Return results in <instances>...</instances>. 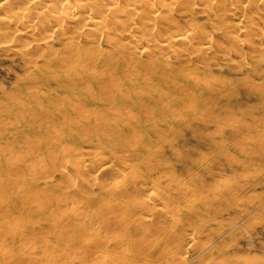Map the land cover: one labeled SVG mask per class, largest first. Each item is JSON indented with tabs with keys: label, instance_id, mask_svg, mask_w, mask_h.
Listing matches in <instances>:
<instances>
[{
	"label": "rangeland",
	"instance_id": "374dc122",
	"mask_svg": "<svg viewBox=\"0 0 264 264\" xmlns=\"http://www.w3.org/2000/svg\"><path fill=\"white\" fill-rule=\"evenodd\" d=\"M259 5L257 23L264 29V0H260ZM194 17L199 21L196 22ZM212 17V14L193 15L188 10L177 11L175 16L177 26L185 29L196 22L200 26L195 30L197 32L201 29L202 32L207 30L203 34L208 32L206 35H211V38L198 32L193 42H190V45L194 43L195 47L194 49L190 46L194 49L191 51L196 52L189 54L185 51L187 44L186 46L178 44L175 45L177 53L170 51L169 57L161 56L159 47H153L151 51L141 50L142 52L138 49L135 52L132 49L136 54L134 58H138V67L129 68L124 64L119 67L118 74L121 80L118 79V83L121 91L116 92L101 82L100 80L104 79L100 78L94 86L100 87L102 93L96 87L95 93L91 94L88 89L92 86H75L72 74H69L71 77L68 75L65 78V66L62 63L58 60L52 61L51 57H49L51 61L48 60L47 52L51 54L53 52L50 50L55 52L64 50L62 41L70 34L69 32L56 37L45 49L43 44L46 36L45 39L39 38L28 44V47H33L29 55L27 54L30 59L35 58L34 54L40 52L34 62L31 61L34 58L29 60L25 56L24 59V55L17 52L18 48H13L12 51L3 49L4 46L0 43V160L8 157L12 163L8 167L14 168L12 169L14 172L21 163L19 171L22 169L27 174L39 172L45 164L53 166L54 171L52 170L49 177L39 178L33 187L25 184L20 197L25 196L28 199L36 196L34 201L29 199L33 210L38 203L40 206L44 203L42 206L49 205L50 210L56 207L58 215L55 225L47 222L45 209L40 207L36 213L28 208L29 211L18 213L19 216L9 217L4 210L6 200L14 198L16 194L7 191L9 180L0 175V187L3 186L0 188V194L2 193L0 233L6 230L5 235L17 237L20 231L18 224L25 222L28 224L27 230L36 231L32 236H27L24 241H18L12 246L17 257L9 256L7 250L10 245L0 234V264H70L80 256L75 252L92 246L97 231L106 222L112 224L111 230L108 231L109 237L113 240L110 246L120 251L117 249L121 247L120 245L122 248L127 245L124 253L131 255L137 254L138 247L144 246L145 242L151 243L156 237L159 241V248L156 250L164 252V262L175 257H179L177 260L188 257L189 260L193 259L189 264H264V46L260 48L262 45L259 41L262 33L264 35V30L258 31L261 34L258 36L257 33L258 37L245 36V32L240 29L234 33L233 30L229 31L232 28L218 30L219 27L211 26ZM229 19L232 18L227 17L228 23L229 21L236 23ZM165 34L162 32L161 37H166ZM199 37L202 39L198 40ZM205 37L211 42V49L202 50V43L207 42ZM197 42H200L198 43L200 47ZM89 47L87 45L88 52L91 50ZM34 49H37V53ZM141 92L154 93L151 97H136L134 99L136 102L132 105L126 106V102L120 101L124 96ZM89 94L95 97L92 99L93 102L90 104L88 102L86 110L69 105L73 104L76 97H85ZM59 97L63 100L61 101ZM46 100H50V104ZM168 101H171V107L168 108L172 111L170 114L165 113L163 109L165 105L169 106ZM62 102L69 103H65L68 109H65V106L64 109H59ZM154 108H160L162 117L166 115L164 121L158 122L157 125L151 122V118L156 116ZM92 109L94 118H97L98 113L100 115V111L103 112L100 115H103L100 120L103 127L98 132L86 130L85 133L80 129L77 136L72 134L69 130H78L79 125L89 116L87 112H91ZM146 110L153 113V117ZM64 111L68 127L65 125L62 136L56 138L58 141H52L54 144H50V141L44 143L41 139L40 142L45 145L34 147V144L39 145L34 139L36 136L40 137L44 125L58 118ZM130 114H137L136 118ZM74 118H77L76 122ZM79 121L81 122L76 124ZM139 121L144 130L137 127ZM132 123L136 126L133 128L135 132H129L123 141H132L133 145L129 144L128 147L135 146L137 152L129 156L128 151L117 147L122 148L119 136L123 131L129 130L124 125ZM69 124L73 128H70ZM101 130L107 132L110 143L101 136ZM110 145L114 146L111 147L113 150L109 148ZM60 148H63V151ZM64 149L66 157L61 154ZM56 150L60 154H57ZM27 152L28 155L30 153L32 155L28 156ZM97 153L108 158L111 168L101 170L102 168L95 163L94 168H91L92 159ZM21 154L22 156L26 154L25 158H22ZM77 157L80 161L82 158V161L85 160L83 161L85 168L90 169L87 170V175L91 176L90 173L92 177L100 175L104 186H107L105 184L109 182L111 173L125 165L127 172L124 173L128 174V180L141 181L143 188L139 191L142 194L139 192L135 194L137 191H132L123 198L119 192L114 191V195H107L105 191H99L92 183L95 178L87 175L77 177V174L79 176ZM28 161L32 165H29ZM72 162L76 163L77 168ZM58 168H65L64 176L55 170ZM67 170L70 171L72 178L69 175L65 176V173L68 174ZM219 179H225L226 182L218 183ZM45 181L49 182L43 184ZM85 182L86 185L90 182V187L89 185L87 187L93 188L94 194L88 195L86 191L83 193L75 189V186L86 187ZM144 201H147L149 206L145 205ZM126 204L127 207L124 206ZM120 205L123 209L119 207ZM148 209L149 216L153 214V217H147ZM109 213L113 216L111 217ZM142 213H145L144 216L140 215ZM84 215H87L86 219ZM139 217L148 219L152 234L138 233L135 226L138 219L140 220ZM120 218L132 222L129 233L119 231L115 226L116 220L121 221ZM188 233L192 234L193 238L184 241L180 235ZM85 235L87 236L84 237ZM176 250H180V253H176ZM149 251L152 256L157 254V251L151 248ZM102 254L103 256L106 254L105 258L109 259V254L118 255V252ZM177 260L175 258V264H187V260Z\"/></svg>",
	"mask_w": 264,
	"mask_h": 264
},
{
	"label": "bare ground",
	"instance_id": "6f19581e",
	"mask_svg": "<svg viewBox=\"0 0 264 264\" xmlns=\"http://www.w3.org/2000/svg\"><path fill=\"white\" fill-rule=\"evenodd\" d=\"M259 2H260V0L259 1L258 0H0V43L3 44L2 45V46H4V47H2L3 49L11 50L13 48L14 49L18 48L17 52H20L19 54L24 55L23 58L25 59V56H27V54L30 53V51H32L31 49L33 47L32 46L28 47V44L32 43V41L38 40L39 38L45 39L44 37L46 36V39H45L46 41L43 44L44 49H45L46 47H48V44L52 40L56 39V37L62 36L64 33L67 34V32H69L70 34L68 33L69 35L67 37H65L64 40L62 41V45L64 46L63 51L55 52L54 50H50L51 52L53 51L52 54L50 52H47L49 55L46 53H44V55L45 54L47 55V58L49 61H51V59H52V61L58 60L60 63H62L65 66V71H64L66 73L65 78H67L69 74H72L74 77L73 82H74L75 86H78V87L92 86V87H90V89H88V91L91 92V94H92V93H95V90L97 87L96 85L94 86V83L96 81H99L100 78H103L104 81L103 80H100V81L103 83H106L108 88L113 89L114 92H116V91L121 89L120 85L118 83V79L121 80L119 78V74H118L119 67L122 64H124L125 66L127 65L129 68L130 67L131 68H137L138 67V58H136V59L134 58L136 54L133 53L134 51H132V49H134L135 52L137 49L140 50V52H142L145 50L151 51V49L153 47H159L160 52H161V56L169 57L168 55H169L170 51L177 53L178 50L175 48V45L187 44L188 46L185 48V51H187V53L190 54V53L196 52V51H191V49H193L191 47L192 46L194 47V45H193L194 43L192 45H190V44L193 42L195 34H198V32L199 33L202 32L201 31L202 29L198 32L195 30V28L200 26V25L196 24V22H198L199 19L194 17V20L196 22L192 23L190 25V27H188V28H185V29L182 28L181 29V27L176 25L175 16H176L177 11L188 10L193 15L198 14V13H200V14H212L213 15L212 20H211V26L212 27H216V28L219 27L218 30L219 29L223 30L226 28L227 29L232 28V29H229V31L232 32V30H233V33L235 31H237V29H238V31H240V30L244 31L245 36L254 37V36H257L256 34L258 33V31L262 29V27L259 26V24L257 23L258 14H259L258 10L260 8ZM227 17L232 18L234 21H236V23H231L230 21L228 23L226 21ZM232 19H229V20H232ZM240 26H241V28H240ZM203 30H204V28H203ZM263 30L264 29H262L261 31H263ZM206 31H203V32H206ZM47 32H50V33H47ZM162 32L166 33L165 34L166 37H161ZM203 32H202V34H203ZM46 33H47V35H46ZM207 33H204L203 35L205 36ZM208 35H206V36L207 37L211 36V35L210 36H208ZM260 35L261 34H259L258 36H260ZM207 37H205L207 42L205 41L202 43V50L209 49V48L211 49L212 45H211V42L208 40ZM257 37H256V39H258ZM83 39H84V41H82ZM200 39H202V37H199L198 40H200ZM259 39H260L259 40L260 45H262V46L259 45L261 48L264 46V35H263V33H262V36L259 37ZM198 43H200V42H197V44ZM87 45H89L90 46L89 48L91 49L89 52L87 49ZM198 45H199V47L201 46L200 44H198ZM218 45H220V44H218ZM237 45H238V43H237ZM203 46H205V47H203ZM37 48H39V47H37ZM54 48L55 47H53V49ZM194 49H195V47H194ZM36 51H37V49L35 50V52ZM39 53L40 52H38V54ZM31 54H33V53L31 52ZM38 54H34V56L35 55L38 56ZM105 54H106V57H105ZM44 55H42V56H44ZM36 56H35V58H36ZM49 57H51V59H49ZM27 58H29V60H31L34 57H32L30 59V56H27L26 59ZM35 58L31 61L34 62ZM87 59H91V60L88 61ZM167 61H168V59H167ZM166 64H167V62H166ZM166 64H164V65H166ZM152 67H154V66H152ZM154 68H156V67H154ZM158 72L159 71H156V73H158ZM171 72H173V69H171ZM140 75H141V73L139 72L138 76H140ZM158 75H161V74L158 73ZM69 76L71 77V75H69ZM89 84H91V85H89ZM101 86H102V84H101ZM97 89L101 92L100 87H97ZM103 89H105V88H103ZM153 93L154 92H146V93L141 92V93H138L136 95H128V96H124L123 98H121L120 101L126 102V106L132 105L134 102H136V100H134V99H136V97H139V98L140 97H151V96H153ZM93 96L95 97V95H93ZM94 97H92L90 94L87 96L85 95V97L78 96L75 98L74 102L71 101L73 104H71V103L69 104L68 102L60 103L59 109H61V110L64 109L65 103H68L73 108L79 107L82 109L85 108V110H86V105H88V102H89V104L91 102H93ZM59 98L61 99V97H59ZM53 99H55V98H53ZM98 99H99V97H98ZM62 100L63 99H61V101ZM46 101L48 104H50V100H46ZM168 102H169L168 103L169 106L165 105L166 107L163 109H164L165 113L170 114V113H172V111L168 108L171 107V105H170L171 101H168ZM113 106H111V107H113ZM65 109H68V108L66 107ZM143 110H145V109H143ZM153 110H154L155 115H156L154 117L152 115L153 113L148 112V110H146L148 113H151V116L153 117V118H151V120H152L151 122L155 123L156 125L158 122H163L166 115H164L162 117L160 108H157V109L154 108ZM92 111H93V109H92ZM92 111L89 113L87 111H85V112H87V114L90 117L87 116L84 119L83 123L79 125L78 130L71 129L69 131L76 136L79 134L80 129L84 130L83 132H85V133H86V130L87 131L96 130L98 132V130L103 127V124L100 121L102 119V116H103V115L102 116H100V115L103 112L101 113V111H100V115L98 113L97 118H94V116H93L94 111L93 112ZM66 112L68 113V111H66ZM95 112H97V110H95ZM132 115L135 116L137 114H132ZM146 115H147V113H146ZM116 116L118 117L119 113H117ZM140 116H142V115H140ZM148 116H150V115H148ZM135 118H136V116H135ZM74 119L76 122L77 118H74ZM121 119H123V118H121ZM67 120L68 119H67V117H65V111H64V112L60 113V115H58V118L50 120L49 122H47L44 125L45 127H43V130L40 134V137L37 138V136H36L34 139L35 141L39 142V145H37L38 144L37 143V144H34L33 146L36 147V146H40V145L41 146L45 145V144H43V142H40L41 139L44 140V143L45 142L47 143L48 141H50L51 142L50 144L53 143L52 141H58V140H56V138L62 136ZM71 121H70V123H71ZM80 122L81 121L77 122L76 124H78ZM70 125L71 124H69V126ZM133 125H134V123L124 125V127L129 128V130L127 129L126 132L123 131V133L119 136L121 138V139L120 138L119 139L122 140L121 141L122 148L117 147V149H124L125 151H128L127 155H129V156H131V153L137 152V150L135 149V146L128 147L129 144H132V141L130 142L127 140L126 141H123V140H125L127 138L126 136L129 134V132L134 131V129H135L134 127H136V126H133ZM137 127L139 129L141 128L142 130H144V126L142 124H140V121H139V126L137 124ZM70 128H73V127L70 126ZM81 133H82V131H81ZM133 134L134 133H132V135ZM101 136L104 138V140L107 143H110L108 134L105 130H101ZM116 137H118V136H116ZM115 139H117V138H115ZM29 140H30V138H29ZM67 146H69V145H67ZM111 147H114V146L110 145L109 148L111 149ZM63 148H65V144L63 145ZM63 148L62 149L60 148V149L63 151ZM68 149L69 148L67 147V150ZM36 150H38V149H36ZM51 150L53 151V149H51ZM111 150H113V149H111ZM91 151H92V149H91ZM33 153L36 154V151H34ZM56 153H57V150H56ZM63 153H65V154H63ZM30 154L32 155V153H30ZM57 154H60V152ZM61 154L65 156L67 154L66 150L64 149V152H62ZM17 155H19V154H16V156ZM22 155L23 154H21L20 156H22ZM27 155H28V152H27ZM87 155H88V153H87ZM91 155H93V153ZM11 156H12V154H11ZM24 156H22V158H25ZM59 156L61 157V155H59ZM227 156H228V154H227ZM5 158H7V160H5ZM5 158L0 160V163H1L0 175H1V177H4L5 179L9 180L7 187H6L7 191L10 190L13 192V194H16V195L14 198L6 200L7 204H6L4 210L6 211V213L8 214L9 217H13L14 215H17L18 213L20 214L21 212L28 210V208H30V210H33L30 206V204H31L30 200L34 201L36 196L32 197L34 195H31V197L33 199L30 197H28V199H27L25 196H23L22 198L20 197V192L23 191L22 189L24 188V185L26 184V185H30V187H33L35 185V183H37L39 178L49 177L50 173L54 171V168H53V166H47L45 164V166L42 169L40 168L41 170L39 172L34 173V171H33L32 174H27V173H24V171L22 169H20V171H19V168L22 167L21 163H19L20 165H18V167L19 166H21V167H19V168L17 167L18 170L15 169V172H14L13 171L14 168H12L13 169L12 170V169H10V167H8L12 164L10 162V159H8V157H6V156H5ZM9 158H11L10 155H9ZM13 158H15V157H13ZM22 158L20 157V159H22ZM79 159L80 158H78V160L76 159V161H77L76 163L78 164L77 165L78 168L76 166V163L72 162L75 164L73 166L74 167L76 166V168L78 170L77 172L79 173V176L76 172L77 177L78 178L80 176L86 177L87 170L90 171V169L85 168L84 162H83L85 160L82 161L83 158L81 159V161ZM22 160H25V159H22ZM29 161H28V164L32 165V164H30L31 161L30 162ZM92 161H90L93 163V167H91V168H94V163L96 165H98L100 168H102L101 170L111 168L108 158L104 157L100 153L95 154ZM82 162H83V164H81ZM130 162H132V161H130ZM108 163H109V165H108ZM25 165H27V163ZM33 165L35 166V163ZM13 166H15V165H13ZM31 169L33 170L34 167L32 166ZM31 169H29V171H31ZM26 170H28V169H26ZM55 170L60 172L62 174V176H64L63 170H65V168L64 169L58 168ZM74 170H76V169H74ZM95 170L97 173V169H95ZM35 171H37V170H35ZM20 172L23 174H21ZM66 172H68V170ZM69 172H68V174L65 173V176L69 175L70 178H72ZM124 172H127V167L125 165L120 166V168L117 171H115L114 173H111L109 182L107 184H105L107 186L103 185L102 179L99 177L100 175L99 176L96 175V176L92 177L93 175H92V173H90L91 176L90 175H87V176L95 178L96 182H95V180H93L94 182H92L91 180L90 181L96 185V187L99 191H101V190L105 191V194H107V195H109V194L114 195L115 193L119 192L118 194L119 195L121 194V196L124 198V196L127 197V195L132 191H137L135 194H138V192L140 194V191L143 188L141 181L130 182L128 180V174H126ZM10 180H11V182H10ZM70 180H72V179H70ZM83 180H85V178H83ZM40 182H42V181H40ZM48 182L45 181L43 184H47ZM75 182H76V180H75ZM225 182H226L225 179H219V181H218V183H225ZM94 184H93V186H95ZM74 185H75V183H74ZM84 185H86V182L84 183ZM87 185H89L88 187H90V182H89V184L87 183ZM87 185H86V187L84 186L85 188L83 187V185L80 187L75 186V189H77L79 192H83V193H84V191H86L88 193V195L94 194L95 191L93 190V188H88ZM2 187H0V188H2ZM91 187H92V185H91ZM144 189H145V187H144ZM116 190H119V191L116 192ZM43 191H41V193ZM114 191H115V193H113ZM24 192H25V190H24ZM44 193H46V192L44 191ZM3 195H4V191H3ZM0 196H2V193L0 194ZM38 198L40 199V197H38ZM48 199L49 198H47V200ZM40 200H42V199H40ZM40 200L38 202H40ZM75 200H76V198H75ZM125 201H124V203H125ZM75 202H73V203H75ZM36 203H37V201H36ZM70 203H71V200H70ZM117 203H118V201H117ZM142 203H143V201H142ZM144 203H145V205L149 206V204H147V201H144ZM38 204L33 211H35V213H36V210H39V207H40V209L44 208L45 209L44 215L47 219V222L50 225L51 224L55 225L57 223V220H58V218H57L58 215L56 214V211H55L56 207H53V209L51 208V210H50L49 205L43 207L45 205L44 203L43 204L41 203V206ZM122 204H123V202H122ZM58 205L62 206L63 204H58ZM112 205H114V204H112ZM145 205H144V207H147ZM124 206L127 207V204ZM119 207L121 208L122 206L120 205ZM141 207H142V204H141ZM144 207H143V209H144ZM160 208H161V206H160ZM122 209H123V207H122ZM82 210L84 211V209H82ZM151 210H152V207H151ZM143 211L145 212V210H143ZM149 211H150V209H148V211L146 213L148 214ZM80 212H81V210H80ZM151 213H152V211H151ZM80 214H78V215H80ZM142 214H140V215L144 216L145 213H142ZM152 215H150V216H152ZM17 216H19V215H17ZM86 216L87 215H84L85 219H86ZM112 216L113 215H111V217ZM148 216H149V214L147 215V217ZM139 218H140V220L138 219V224H137V226H135L138 233H141L142 235L152 234L151 233L152 231L150 230L151 228L148 224V219H146V217L145 218L139 217ZM27 220H28V222H30L29 218ZM98 220L96 222H98ZM116 221H117V223L115 224V226L117 228H119V231L121 230L123 232L129 233V231L131 229L130 226L132 225V222L125 221V218H122L121 221H118V220H116ZM84 222H86V221L84 220ZM112 222H110V223H112ZM90 224H92V223H90ZM18 226L20 228L19 229L20 231H19L18 235H16L17 237H14V236L8 234L7 233L8 231L6 232L8 235H5L6 230H3L4 233L1 231L2 234L0 233L2 235V236L0 235L1 238L3 240H7V242H8V243L7 242H5V243L10 245L9 250H7V253L9 254V256L12 255L14 257H17V253L15 252V248L12 247L15 245L16 242L24 241L25 238H27V236L29 237V236H32L33 234L36 233L35 230H27L28 224L26 222L23 224L19 223ZM88 226H89V224H88ZM85 228L86 227H84V229ZM111 228H112V224L110 225L107 222H106V224L101 226L100 229L98 227L99 230L97 231L96 236H95L96 240H95V242L92 243V246H90L86 249H83V250L81 249L79 251L80 253L75 252V254L77 253L80 256H78L79 258L77 257L78 259L76 258L77 259L76 261H73L70 264H162V261L164 258V252H162L160 250H156L159 248V241H158V239H156L155 236H154L155 237L154 239H152V240L150 239L151 243L145 242L147 244L144 243V246L142 245V246L138 247V252L136 251L137 254L131 255L128 253H124V252H126V249H127L126 246L127 245L123 246V248H122V245H120L121 246L120 248L116 247L118 250L120 249V251H116V249H114L113 247L110 246L111 242L113 240H112V238L109 237L108 231H110ZM113 228H115V227H113ZM0 230H2V229H0ZM155 234H157V233L155 232ZM188 234L187 235L186 234L180 235V237L183 238L184 241H187L188 239L193 238L192 234L191 235L190 234L188 235ZM86 236L87 235H85L84 237H86ZM84 237L82 236V238H84ZM194 240H195V238H194ZM29 243L30 242H28V244ZM189 243H191V242H189ZM121 244H123V243H121ZM117 246H119V245H117ZM35 248H37V247H35ZM150 248L154 251L156 250L157 254L152 256L151 252L149 251ZM170 248H171V246H170ZM34 250L38 251L39 249L38 250L34 249ZM110 251L111 252H118V255H110L109 254V256H110L109 259H106L105 258L106 254L103 256L102 253L103 252L106 253V252H110ZM127 251H129V250H127ZM175 252L180 253V250H176ZM71 254L75 255L73 252H71ZM202 254H204V253L202 252ZM106 257H108V256H106ZM196 257H198V255ZM74 258H73V260H74ZM175 258L177 260V258H179V257H175ZM175 258L173 260H170V261H166V262L163 261V263L164 264H175ZM52 260H53V258H52ZM68 260H70V259L68 258ZM179 260L180 261L187 260L186 263L189 264L193 259L189 260L188 257H187V259H185L183 257L182 260L181 259H179ZM179 260H177V261H179ZM206 260H208V259L206 258ZM177 261H176V263H177Z\"/></svg>",
	"mask_w": 264,
	"mask_h": 264
}]
</instances>
